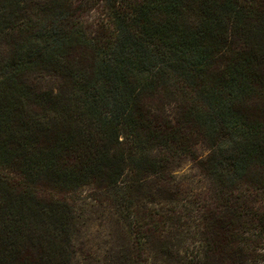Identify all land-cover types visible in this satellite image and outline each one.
I'll return each instance as SVG.
<instances>
[{
    "label": "trees",
    "instance_id": "trees-1",
    "mask_svg": "<svg viewBox=\"0 0 264 264\" xmlns=\"http://www.w3.org/2000/svg\"><path fill=\"white\" fill-rule=\"evenodd\" d=\"M0 48V264H74L85 187L131 228L104 264H264V0H0Z\"/></svg>",
    "mask_w": 264,
    "mask_h": 264
},
{
    "label": "rangeland",
    "instance_id": "rangeland-1",
    "mask_svg": "<svg viewBox=\"0 0 264 264\" xmlns=\"http://www.w3.org/2000/svg\"><path fill=\"white\" fill-rule=\"evenodd\" d=\"M261 72L264 79V66ZM43 82L44 86H55L60 81L45 78ZM263 102V98H257L251 104V107H261ZM148 105L151 107L152 113L167 119L173 114L176 102L175 98L169 95L160 98V100H150ZM195 143L196 146L192 149L193 154L199 160L206 159L209 153L206 147L200 140H195ZM175 171L177 183L184 184L181 185L183 190L182 194L180 193L179 201L172 206L177 209V214H185L187 211H192L193 215H200L203 211L201 207H203L204 200L203 191L201 190L203 186L201 179L203 180V177L200 170L196 168L194 162L186 160ZM189 190L194 194L197 193L199 201L192 203L191 209L186 210L184 198L190 199ZM108 199L106 195L95 193L92 187H85L81 191L67 196L68 202L74 207V215L77 217V228L80 229L78 233L74 234L78 250V256L74 264H104V260L109 258L115 248L117 237H122L119 233L122 231L129 233L131 231L128 226L129 221L124 218L126 213L121 204ZM131 237L128 243L133 247L135 244L133 242L134 235Z\"/></svg>",
    "mask_w": 264,
    "mask_h": 264
}]
</instances>
